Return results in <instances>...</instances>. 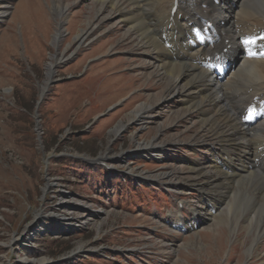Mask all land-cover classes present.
<instances>
[{"label": "rangeland", "instance_id": "rangeland-1", "mask_svg": "<svg viewBox=\"0 0 264 264\" xmlns=\"http://www.w3.org/2000/svg\"><path fill=\"white\" fill-rule=\"evenodd\" d=\"M0 7V264H264V233L251 253L228 211L208 221L194 167L233 137L171 97L155 51L92 0Z\"/></svg>", "mask_w": 264, "mask_h": 264}, {"label": "bare ground", "instance_id": "bare-ground-1", "mask_svg": "<svg viewBox=\"0 0 264 264\" xmlns=\"http://www.w3.org/2000/svg\"><path fill=\"white\" fill-rule=\"evenodd\" d=\"M92 1L102 14H116V21L124 23V36L138 39L137 48L155 51L151 71L163 70L164 77L182 85L171 97L181 99L185 112L204 115L205 131L218 130L217 136L223 132L217 137L220 141L233 137L221 149L210 148L211 164L196 163V175L203 177L204 185L197 178L192 181L218 199L211 200L217 211L208 221L218 216L219 222L220 214L228 211L230 222L235 220L232 230L247 229L252 236L247 251L252 253L264 233V0H178L174 14V0ZM206 20L213 21L208 31L203 30ZM253 101L259 110L248 117L246 108ZM144 106L135 109L137 115ZM216 117L222 118L221 124ZM234 200L236 210L230 206Z\"/></svg>", "mask_w": 264, "mask_h": 264}, {"label": "trees", "instance_id": "trees-1", "mask_svg": "<svg viewBox=\"0 0 264 264\" xmlns=\"http://www.w3.org/2000/svg\"><path fill=\"white\" fill-rule=\"evenodd\" d=\"M61 164H63L64 168L66 171H71V172H76L75 168L73 167L74 166V161L72 160H68V159H61L60 160ZM79 164H82V163H79ZM84 165H82L81 168H84L83 167ZM86 169H88L89 167L87 165H85ZM86 169H82L81 171V175L84 174L86 172ZM78 178V177H77Z\"/></svg>", "mask_w": 264, "mask_h": 264}]
</instances>
